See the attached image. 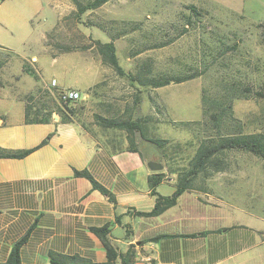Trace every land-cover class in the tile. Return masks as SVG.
I'll list each match as a JSON object with an SVG mask.
<instances>
[{
  "label": "crops",
  "instance_id": "1",
  "mask_svg": "<svg viewBox=\"0 0 264 264\" xmlns=\"http://www.w3.org/2000/svg\"><path fill=\"white\" fill-rule=\"evenodd\" d=\"M21 10L0 3L1 51L17 52L10 35L18 31ZM30 61L38 59L32 55ZM69 62L72 66L63 69L72 71L71 78L63 70L41 84L78 90L87 121L82 123L91 124V134L80 123L56 114L48 120H26L24 103L11 100L0 87V152H24L18 157L0 154V262L26 233L20 248L22 264H52L50 253L105 262L106 250L91 228L110 224L108 237L119 251L133 244V264H264V219L251 215L232 220L216 212L210 197L201 201L194 189L184 191L175 205L156 216L136 214L154 207L150 177L161 176L155 188L160 195L170 196L177 187L168 144L157 147L147 140L162 139L168 132L167 85L125 87L116 81L120 75L113 70L116 75L111 76L100 62L93 64L83 55ZM196 99L203 115L202 101ZM95 114L134 122L138 129L128 133L102 127ZM152 162L161 168L153 170ZM80 171H87L114 201L76 173ZM242 171L250 176L249 185L259 184L258 170ZM154 237L158 238L146 241ZM116 264H121L119 259Z\"/></svg>",
  "mask_w": 264,
  "mask_h": 264
},
{
  "label": "rangeland",
  "instance_id": "2",
  "mask_svg": "<svg viewBox=\"0 0 264 264\" xmlns=\"http://www.w3.org/2000/svg\"><path fill=\"white\" fill-rule=\"evenodd\" d=\"M75 1L83 5L89 0ZM75 1L2 2L5 7L19 6L22 17L18 31L12 30L10 35L17 52L0 50V87L11 100L32 107L30 118L56 114L80 123L91 134V124H84L82 101L64 103L56 90L41 82L50 81L63 70L70 77L72 71L63 67H71L69 59L81 55L116 75L102 61L99 45L105 49L104 45L112 41L119 65L129 73L117 75L116 81L125 87L146 90L148 77L199 74L166 86L170 100L168 132L158 139L162 140L159 146L147 139L157 147L168 144L166 149L175 158L172 169L176 178L188 170L202 139L215 132L201 114V107L197 109L194 104L197 97L199 104L206 98L209 108L211 100L244 94L247 97L239 95L231 101L234 121L230 128L244 133L264 130V99L258 95L264 82V0H108L78 16ZM32 55L37 63L30 61ZM57 55L59 59L53 61ZM181 90H186L183 97L176 94ZM150 102L159 112L156 101ZM62 107H66L63 117ZM222 162L224 171L209 176L199 173L191 189L201 201L210 197L216 212L232 220L251 215L264 219V160L230 149L222 153ZM246 167L262 174L258 185H249L250 176L242 171Z\"/></svg>",
  "mask_w": 264,
  "mask_h": 264
},
{
  "label": "trees",
  "instance_id": "3",
  "mask_svg": "<svg viewBox=\"0 0 264 264\" xmlns=\"http://www.w3.org/2000/svg\"><path fill=\"white\" fill-rule=\"evenodd\" d=\"M4 0H0V3ZM75 1V0H74ZM108 0H89L86 4H80L75 1L77 5L76 15L83 13L87 9H95L102 4L106 3ZM194 9V8H193ZM194 14V10L192 15ZM264 27V25H263ZM183 32L186 30H182ZM100 52L102 56V61L110 65L115 72L119 75H124L125 71L119 65L118 59L114 54V45L110 41L104 45V48H101ZM198 73L187 74L185 76H162V77H148L146 78V84L152 87H160L168 85L170 83H181L189 79L197 77ZM234 84L229 86V89L232 90ZM258 92V91H257ZM244 96V94L232 95V96H223L221 99L212 101L209 108H206V98L203 97L202 101V112L206 118L207 124L211 125L215 130L214 135H207L202 139L200 144L197 147V150L190 161L189 168L185 172H182L178 175L177 178V187L176 190L170 196H163L158 194L155 191L156 186L160 182L161 176L157 175L156 177H150V189L151 194L156 196V201L154 207L149 212L137 211L136 214L139 216H156L167 208L176 204L178 197L184 192L191 189V183L193 178L197 177L199 173H202L205 176H209L212 172H222L226 169L225 165L222 162V153L226 150L237 149L246 151L254 154L255 156L264 160V130L262 132H248L244 133L241 131L234 132L230 128L231 122L234 121L231 109V101L233 98L238 96ZM259 97L264 99V82L260 87L258 92ZM66 103V102H64ZM32 107L29 105L25 106L24 115L26 120H48L49 117L42 118H30ZM62 117L65 115L66 107L60 108ZM96 123L102 127H115L119 129H124L128 133L133 132L138 129L137 124L130 121H123L118 119H108L99 115H94ZM64 120V119H62ZM150 142L160 145L162 140L158 139H148ZM164 141V140H163ZM6 156L18 157L24 154L21 153H1ZM78 175L86 177L92 184L93 188L100 190L104 195H106L111 201H114L113 196L102 186H100L93 177L87 171L76 172ZM116 220L119 222V216L116 217ZM92 231L100 238L105 250H106V261L105 262H92L88 259L80 257L78 255H63V254H54L50 253L49 261L52 264H116L117 259L120 260L121 264H133V244H131L128 249L124 252L119 251L116 246H114L109 237L108 233L110 231V224H105L101 227H93ZM26 233L22 238L17 240L11 247L7 259L0 264H22L20 258V248L27 238ZM158 237L150 238L146 241H154ZM144 242V241H142Z\"/></svg>",
  "mask_w": 264,
  "mask_h": 264
},
{
  "label": "built area",
  "instance_id": "4",
  "mask_svg": "<svg viewBox=\"0 0 264 264\" xmlns=\"http://www.w3.org/2000/svg\"><path fill=\"white\" fill-rule=\"evenodd\" d=\"M51 85L55 86V80L51 81ZM58 97L62 102H75L81 99V94L78 90L73 88L56 89Z\"/></svg>",
  "mask_w": 264,
  "mask_h": 264
},
{
  "label": "water",
  "instance_id": "5",
  "mask_svg": "<svg viewBox=\"0 0 264 264\" xmlns=\"http://www.w3.org/2000/svg\"><path fill=\"white\" fill-rule=\"evenodd\" d=\"M151 168L153 170H157V169H160L161 168V165L159 163H156V162H152L151 163Z\"/></svg>",
  "mask_w": 264,
  "mask_h": 264
}]
</instances>
